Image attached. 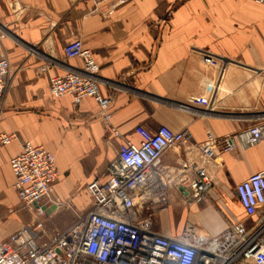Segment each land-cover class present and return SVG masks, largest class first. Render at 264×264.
Wrapping results in <instances>:
<instances>
[{"label": "crops", "instance_id": "crops-1", "mask_svg": "<svg viewBox=\"0 0 264 264\" xmlns=\"http://www.w3.org/2000/svg\"><path fill=\"white\" fill-rule=\"evenodd\" d=\"M77 37L99 65V91L111 99L108 123L93 98L75 103L49 91L51 75L82 66L80 58L64 53ZM1 56L10 73L0 134L16 137L0 143V242L59 210L64 228L82 217L92 204L87 183L108 179L122 137L138 141V125L186 133L184 143L161 155L157 192L146 203L136 199L134 208L151 220V230L178 237L190 224L201 235L218 236L229 224L252 218L243 213L235 185L264 169V139L255 145L237 141L232 148L221 140L264 121V4L0 0ZM208 133L216 141L211 158L200 150ZM25 141L55 157L52 193L58 202L51 212L24 205L13 187L10 160ZM198 168L211 182L200 200L191 196Z\"/></svg>", "mask_w": 264, "mask_h": 264}, {"label": "built area", "instance_id": "built-area-1", "mask_svg": "<svg viewBox=\"0 0 264 264\" xmlns=\"http://www.w3.org/2000/svg\"><path fill=\"white\" fill-rule=\"evenodd\" d=\"M253 1L264 4V0ZM64 53L67 58H80L82 66L63 75H51L50 93L56 97L69 95L75 103L86 97L93 98L100 118L108 123L111 99L99 91V65L91 52L77 37L66 43ZM9 73L8 58L1 56L0 102ZM135 133L136 142L122 137L116 157L109 164L108 179L87 183L92 204L82 217L44 243L38 242L41 221L32 228L19 230L8 241L0 242V264H264V212L252 227L236 221L218 236L201 235L190 224L178 237L151 230V220L140 218L134 208L136 199L146 203L157 192L161 155L166 149L184 143L186 133L163 125L156 130L138 125ZM114 134L121 137L118 131ZM15 137L14 133H1L0 143L9 144ZM262 139L264 121L225 136L221 143L225 148H232L237 141L255 145ZM215 142L208 133L206 143L200 146L201 153L213 157ZM10 168L14 175L13 187L24 205L37 203L36 210L43 214L40 205L55 203L51 190L58 173L52 152L25 141L21 151L10 160ZM210 184L204 169L198 168L191 196L202 199ZM235 194L246 216L258 214L264 207V169L236 184Z\"/></svg>", "mask_w": 264, "mask_h": 264}, {"label": "rangeland", "instance_id": "rangeland-1", "mask_svg": "<svg viewBox=\"0 0 264 264\" xmlns=\"http://www.w3.org/2000/svg\"><path fill=\"white\" fill-rule=\"evenodd\" d=\"M51 198H52L53 202H55V203L58 202L53 197L52 192H51ZM263 212H264V207H262V209L258 212V214L254 215L252 218H249L248 220H246V227L247 228L252 227L254 224V221L259 222L261 217L263 216ZM34 219H35L34 221H36L37 217L35 216ZM63 221H64L63 212H62V210H59L58 212H56V214H54L53 218H50L49 220H45L42 223V227L39 230H37V234L40 237L39 239L41 241H49L53 236L57 235L66 226V225L64 226V224H62ZM34 225H33V227H34ZM43 230H44V232L42 233Z\"/></svg>", "mask_w": 264, "mask_h": 264}, {"label": "water", "instance_id": "water-1", "mask_svg": "<svg viewBox=\"0 0 264 264\" xmlns=\"http://www.w3.org/2000/svg\"><path fill=\"white\" fill-rule=\"evenodd\" d=\"M35 207H38L39 205L37 203H34ZM40 207L42 208V210H44L45 212H51L52 210L56 209V204L52 203L49 207H46L45 205H40Z\"/></svg>", "mask_w": 264, "mask_h": 264}, {"label": "bare ground", "instance_id": "bare-ground-1", "mask_svg": "<svg viewBox=\"0 0 264 264\" xmlns=\"http://www.w3.org/2000/svg\"><path fill=\"white\" fill-rule=\"evenodd\" d=\"M49 204H46L45 206L47 207Z\"/></svg>", "mask_w": 264, "mask_h": 264}]
</instances>
